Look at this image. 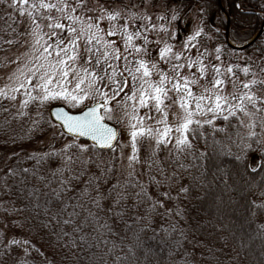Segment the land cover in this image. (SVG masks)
Returning <instances> with one entry per match:
<instances>
[{
    "label": "snow or ice",
    "instance_id": "obj_1",
    "mask_svg": "<svg viewBox=\"0 0 264 264\" xmlns=\"http://www.w3.org/2000/svg\"><path fill=\"white\" fill-rule=\"evenodd\" d=\"M115 2V0H113ZM122 5V11H127L130 8L139 7V5L132 4L131 0L128 3H124L120 0ZM148 6H155L154 0H145ZM19 4V8H17ZM0 5H6L7 8L12 9L13 12L18 11L20 16L25 15V11L29 17H35L39 13L40 20H48L49 23L47 27L51 30L49 33L45 34L48 39L45 40L42 35H40L36 30L40 28V23L33 18L32 23L35 24V29L27 31V34L34 36V43L32 47L39 51V55L35 56L36 61H43L35 67H29L28 72L24 73L21 70V76L17 79L20 81L18 87H12L7 93L0 91V99L7 100L9 102H14L17 97L13 93H17L21 88L24 89V96L26 99L21 101L19 115H23V110L28 108V106L36 101L43 106L45 103L62 100L67 105L75 108L84 104L86 100L91 99L93 103L88 107L87 111H83L81 115H69L62 109L53 113L56 119L61 122L67 133L72 136L73 142L66 144L60 150H53L49 152L42 153L40 155L32 154L27 157L29 160H35L36 166L32 169L22 168L18 171H10L9 176H19V185L22 188L18 190L27 194V197L32 198L33 206L36 208H42L46 216H49L50 221H55L57 224L61 225V236L68 235L67 232L63 231L64 226L71 228L72 233L79 236L80 244H76V241L70 240V244L76 247H81L84 244H88L89 247L94 245L90 242V237L92 240H98L101 237H118L117 239H106L104 240L107 246L106 256L111 258L112 264H146L149 253L151 249L147 247L149 240L155 239L157 235L153 232L152 237H147L145 239V234L151 228V223L149 221V215L155 214L161 217H166L171 214L170 209H166L164 212H159L158 208H165L166 201L173 200L171 196V189L179 185V169L187 170V166L181 162L178 165V170L168 174L166 170L161 167L154 159L149 157L145 163L147 165L146 171L141 173V175L147 176L148 185L142 184L139 180L135 179L133 168V161L139 163L137 159V144L140 142L138 137L142 139H151L153 137V129L151 127H146L143 124V118H137L135 113L137 112V101L139 107L149 108L151 110L152 104L149 101H154V106L157 112H160L164 118L162 121L165 122L167 118V113L163 111L162 105H165V101L171 99L167 93L170 90L166 86V81L172 84V88L179 94L182 88L179 82L180 73L177 71L185 67L181 63H172L173 57L172 46L165 44L163 48L159 50V57L161 60L171 64L170 72L175 73V75H167L161 73L160 80L157 85L153 86L150 81L146 78L150 76V71L148 68V61L140 58L130 61L127 55L123 56L124 60V71H127L131 76L132 87L131 95L124 93L125 88L128 87L127 78L118 79L117 77H122L123 72L119 71L118 65L111 63L112 60L119 61L121 59V54L118 47H113L112 51L108 50L110 45H115V41H105L102 36L98 33H92L90 31L89 36L84 44L83 50L81 51L78 45L79 36L83 34V29L77 35L76 29L69 26L67 43L65 37L61 35L64 30V25L59 21L52 23V17L50 12L55 9L57 12L64 13V15L69 20L76 21V17H73L70 13L65 10L71 7L67 0H58L56 4L46 2V0H0ZM77 6H82L78 4ZM166 6V0H165ZM104 6L101 5L103 10ZM73 12L75 8L71 9ZM261 10L264 11V3L261 4ZM48 13V14H46ZM11 14H9L8 19H11ZM160 19H165L161 16ZM109 20H115L117 17L110 14L108 16ZM173 21L177 20V15L175 10L171 18ZM13 23H16L14 20ZM12 28V25H8ZM94 27L93 24H88L87 28L91 30ZM147 30V26H143ZM59 29L60 31H56ZM13 32H16L17 37H22L25 33L17 32L15 28H12ZM117 29L110 28L107 32L108 36H113L116 34ZM166 31V29H165ZM11 35V33H9ZM123 35L125 39V51L128 47L132 46V41L134 38L139 39L143 36L145 40V46L134 47V51L137 54H143V56H150V49L147 47V36L143 35L142 32L136 31L134 34H130L125 25L123 28ZM201 35V31H196L194 34L187 38L184 45L185 50L191 51L192 48H196L198 56L202 55L199 52V48L194 43ZM43 41V43H41ZM8 44H12L13 40L9 39L6 41ZM39 45V49H37ZM104 49L101 51V49ZM42 49V51H40ZM259 52L264 55V48H259ZM217 56L216 59H220L219 53L220 49H216ZM53 54L55 59H53ZM86 56V59L84 57ZM93 57H95L94 67L90 70L88 67L76 68L75 63L78 59H84V65L93 64ZM154 59V58H153ZM174 59L176 61L181 60L180 55H175ZM188 59V68L193 67V61L191 58ZM31 63V61H29ZM106 64V67L101 70V64ZM135 63L136 68L133 71L129 67L130 64ZM217 76L222 75L219 67L213 66ZM108 68L112 71L109 73ZM152 68L157 69V63L152 62ZM159 70V69H158ZM264 71V70H262ZM83 72V75H81ZM201 75L204 73V67L199 68ZM243 72L245 75L248 74V68H244ZM137 73H140V84L137 86ZM227 73L235 75L233 67L229 66L227 68ZM70 75L77 81L73 88L69 89L67 86L70 82ZM107 79L108 84H103L102 81ZM183 95L180 96V107L184 110L183 122L176 132L179 133V138L176 140L175 150L177 153L176 159H180V154L183 153L184 156H191L193 161H199L201 163H193L192 167L196 168H207L208 161L212 159L209 154H206L208 149H212L216 152L220 147V142L213 140L212 144H208L205 140L206 151L200 152L199 156L195 155L194 146L189 142L188 133L191 132L192 140H199L203 136L204 124H209L214 126V120L217 117H222L224 121L229 122L231 126L230 117H237V113H243V115L253 118L254 113L250 109H254L255 112H260L262 110L261 105H264V100L258 99L252 94L251 88L257 83H264V81H257L253 79L250 82L243 83L242 87L245 90L239 95L233 91L231 96L213 94L214 100L211 96L206 97L205 95L195 96L188 85L190 83H195V79L189 80L187 77L183 78ZM87 83V87H83ZM145 83H148L149 88L152 89L151 92H147L144 88ZM223 81L220 79L215 80V84H222ZM235 85V81H233ZM25 85H28L27 87ZM110 91H102V88H109ZM207 91V89H206ZM137 92H139V97H137ZM124 93V102L131 100L133 101V115L132 119L137 120L136 124H132L131 141H132V156L129 157V168L132 169L125 178L123 182L117 177V182L112 184L111 187L104 190V185L110 180L112 174L116 171L113 161L116 157L113 155L107 161V166H105L102 161V153H97L95 150L99 149H111L112 152L116 151V147L113 141L117 139L116 132L113 128L109 127L104 123L106 119H112V109L109 107L111 100H115L117 97ZM208 103H205V100ZM175 102V101H174ZM195 102V109L190 110L189 105ZM0 107H3L0 105ZM4 111H8L7 107H3ZM211 113V117L202 121L197 117L206 116ZM148 115L147 113L145 114ZM151 119V117H148ZM238 118V117H237ZM242 123V122H241ZM34 125H39L40 121L34 120ZM195 125L196 127H192ZM247 127L251 130L255 127V123H249ZM214 131H223V129H215ZM264 131V127L261 129ZM172 131L167 125L164 127L163 131L160 132L156 130V144L157 146L163 145L167 147L166 137ZM199 132V135H197ZM239 137V133L237 132ZM257 136V133L250 131L248 139L251 140L252 137ZM79 137L89 138L93 144L88 146L86 143H75V140ZM231 139V137H229ZM241 142L243 138H240ZM260 140L256 139L254 143L256 145L260 144ZM233 143H236L233 141ZM252 144H244L241 148V152L246 151L251 148ZM122 150V149H121ZM259 150V149H257ZM171 155V153H170ZM264 155V153H262ZM243 156L237 154L235 156L236 161H241ZM53 161H59L58 167L45 168L44 165L50 164ZM95 165L97 169L100 170V174L97 175L95 172L89 174V166ZM156 165L154 168L153 165ZM223 171V169H219ZM264 170V168H262ZM43 173V174H42ZM155 173V174H154ZM204 173L201 172V176ZM87 179L84 180V177ZM159 176V179H157ZM35 180V184L32 180ZM199 179V177H197ZM83 183V187L79 185ZM154 186L158 189L155 197L151 196L148 192V187ZM168 188L169 191H159V189ZM189 188L187 186H180L178 188L179 193L187 194ZM8 192L7 186H5V193ZM260 196L264 197V187L260 188ZM161 197L164 199L161 200ZM131 199L133 202L129 204L128 201ZM107 202V203H106ZM150 202V207L145 209V215H137L141 206L147 205ZM257 209L264 210V204H254L252 205V213L256 214ZM181 213L177 210L176 215ZM128 217L126 220L125 217ZM115 218V219H113ZM112 221L110 223L109 221ZM129 220L131 223H129ZM122 222L125 225L124 235H120L113 227V224ZM48 225L45 224V227ZM175 225L172 226V231L174 232ZM95 234V235H93ZM183 236V231L180 233ZM169 233L165 230L164 239L167 240ZM130 241V242H128ZM10 243H19L18 241H10ZM179 243V241H177ZM27 244V241H25ZM117 252L123 253L122 255L116 254ZM143 252V259L138 254ZM25 255H27V250H25ZM73 255L75 253L73 252ZM172 252H168V256H171ZM100 264H107L104 258H101ZM187 264V262H186Z\"/></svg>",
    "mask_w": 264,
    "mask_h": 264
},
{
    "label": "trees",
    "instance_id": "obj_2",
    "mask_svg": "<svg viewBox=\"0 0 264 264\" xmlns=\"http://www.w3.org/2000/svg\"><path fill=\"white\" fill-rule=\"evenodd\" d=\"M221 1L229 16L228 36L231 41L237 44L246 42L261 29L264 21L261 4L264 0ZM166 3L171 4L175 9L176 22L190 15L186 20L187 28L191 27L194 21L195 17L192 16H197V31H201V35L197 37L196 43L204 48V59L208 61L209 69L215 71L213 66L218 67L219 63H222L226 68L232 66L233 70H236L234 76H243V69L248 68V74L252 79L244 80L245 82L253 79L262 81L264 55L258 49L264 48V28L250 46L234 49L225 41L227 24L217 0H166ZM7 17V10L0 5V59L10 47L18 46L22 40V37H17L16 32L11 29L15 28L20 33L23 30L17 29V24L14 26ZM14 20L16 21L15 18ZM10 24L12 28L8 27ZM9 39L13 40L12 44L6 42ZM218 48L220 59L210 58L211 53H214V56L215 53L217 54ZM239 56L245 57L241 64L237 63ZM258 72L261 73L257 77L254 76V73ZM251 92L262 100L263 83L254 85ZM0 105L8 109L4 111L3 107H0V264H100L101 258H104L107 264H112L111 258L106 256L107 246L104 240H118V237L104 236L98 240H92L90 237V242L94 245L92 247L87 243L81 247L70 244V240L73 239L76 244H80L79 236L73 234L68 226L63 227V231L68 235L61 236V225L49 220L51 213L46 216L42 208L33 206L31 197L18 190L22 188L19 185V176H9L10 171L32 169L36 166L35 160L27 159L29 155L58 151L64 144L73 142V139L63 134L50 120L49 108L33 116L28 108L26 113L19 115L7 100L0 99ZM237 117H230L231 126L222 117L214 120V126L205 123L200 130L203 136L199 140H192L191 132L187 134L189 142L194 146L196 156L206 151L205 140L208 144H212L213 140L220 142L216 152L212 149L206 151V154L212 157L207 162L206 169L192 167L193 163L201 162H194L191 156L186 157L183 153L177 160L175 147L160 145L148 149L143 143L144 140L137 146L139 163L133 161L132 164L135 169L134 177L142 184L148 185L147 176L141 173L146 171L145 161L149 157L168 174L177 171L181 162L187 166V170L179 169V185L171 189V196L174 199L166 201L165 208H158L159 212L170 209L171 214L166 217L151 214L148 217L151 228L145 234V239L152 237L153 232L157 235L147 243L151 252L146 264H186V262L187 264H264V210L257 209L255 215L252 213L253 203L264 204V197L259 194L260 188L264 187V170H262L264 148L256 126L254 132L257 136L249 140L248 135L242 132L241 122ZM34 120L40 121V124L34 125ZM28 126L33 127V130L34 127L37 128L34 131H40L44 135L34 136L28 133L29 131H26ZM213 127L223 131H214ZM42 130L45 132L43 133ZM240 138H243L242 142ZM256 139L261 141L259 145L254 143ZM75 143H86L91 146L78 139ZM244 144H252V147L241 152ZM117 150V148L115 152L95 150L103 154L102 161L105 166L111 156L116 157L113 161L116 171L104 185L105 191L117 182V177L123 182L132 171L131 168L126 169L122 166V159ZM237 154L243 156L241 161L235 160ZM254 159H256L255 164ZM58 165L59 161H53L44 167L54 169ZM153 167L155 168L156 165L154 164ZM91 172L100 174V170L94 164L89 166V174ZM201 172L204 173L203 176ZM86 179L87 176L84 177V180ZM32 183L35 184L34 179ZM5 186L8 188L7 193ZM180 186L189 188L187 194L178 192ZM79 187H83V183ZM157 191L154 186L148 187V192L153 197L156 196ZM159 191L167 192L169 189L162 188ZM163 199L161 197V200ZM132 202L129 199L128 203L132 204ZM147 207H150V202L141 206L136 214L145 215ZM233 209L235 211H232ZM177 210L181 213L179 216L176 215ZM125 219L127 220L128 217L126 216ZM109 222L112 223L111 220ZM45 224L48 226L45 227ZM173 225L176 229L174 232ZM113 227L120 235L125 234V225L122 222L113 224ZM165 230L169 233L167 240L164 239ZM181 231L183 236L180 235ZM13 240L19 243H10ZM169 251L172 252L171 256H168ZM138 254L143 259V252Z\"/></svg>",
    "mask_w": 264,
    "mask_h": 264
},
{
    "label": "rangeland",
    "instance_id": "obj_3",
    "mask_svg": "<svg viewBox=\"0 0 264 264\" xmlns=\"http://www.w3.org/2000/svg\"><path fill=\"white\" fill-rule=\"evenodd\" d=\"M10 3L11 0H8ZM32 0H29V3H31ZM39 0H37V3ZM46 2H49V0H46ZM51 3L56 4L58 0H50ZM124 3H128L129 1L123 0ZM67 3L71 6L67 8L65 11L70 13L73 17H76V21L67 19V17L64 15V13L57 12L55 9H53L50 12V15L52 17V23H55L59 21L62 25H64V30L61 33L62 36L65 37V41L67 43L68 39V27H74L77 31V35L81 32V29H83V34L79 36L78 39V45L83 50L84 44L89 36L90 31L92 33H98L100 36L104 38L105 41L111 42L115 41V45H110L108 50L111 52L113 47H118L119 52L121 54V59L119 61L112 60L111 63L114 65H118L119 71L123 72L122 77H117L118 79L127 78L128 80V87L125 88L124 93H128L131 95V87H132V80L131 76L127 71H124V60L123 56L127 55L128 59L130 61H134L135 59L143 58L148 61V68L150 71V76L146 78L147 81H150L153 86L157 85L160 80L161 73L167 74V75H175V73L170 72L171 64L165 62L164 60H161L159 57V50L165 46V44L172 46V63H181L184 64L185 67L178 69L180 73L179 82L182 85L181 91L178 94L175 89L172 88V84L175 83V81H172L171 83L166 81V86L170 89L167 93V95L171 98L169 100L165 101V105H162L163 111L167 113V118L165 122H159L162 121L164 118L162 117L160 112H157L154 106V101H149L150 104L153 106L151 107V110L149 108L145 107H139L138 101H137V112L135 113L137 118H143V124L146 127H151L153 129V137L151 139H140L138 137V140L140 142L137 144V146L144 140V144L148 149H151L153 147H156V130H159L160 132L163 131L164 127L167 125L172 129V131L168 134V137H166L167 141V147L172 148L176 144L177 138H179V133L176 132V128L180 126V124L183 122L184 117V110L180 107V96L183 95L184 89V77H187L189 80L195 79V83H190L188 85V88H190L195 96L199 95H205L206 97L211 96V99L214 100V93L220 94V95H228L231 96L233 91L236 92L237 95H239L241 92H244L245 89H243L242 85L245 83L244 80L252 79L249 74L243 75V76H234L232 74L227 73V68L222 64L219 63V68L221 70L222 75L217 76L216 72L209 69L208 67V61L204 59V48L194 42L197 45V48H199V52L202 54L198 56L196 48H192L191 51L185 50L184 45L187 41V38L192 35L193 32L197 31V16L194 15L192 17L194 21H192L191 27L187 28L186 35L182 37H178L176 29L177 24L176 21H173L172 15L173 11L175 10L171 4H167L165 6V2L162 0H154L155 6H148L145 3V0H133L131 3L139 5V7L130 8L127 11H122V5L120 3V0H79V4L82 6H77L78 0H67ZM101 5L104 6L103 10L101 9ZM17 8H19V4H17ZM75 8L76 10L73 12L71 9ZM3 9L7 10L8 16L11 14V19H8L9 22L13 24L14 18L16 19L17 29L21 28L23 31L22 33H25V35L22 36V40L19 43L18 46H12L8 49L7 53H5L1 59H0V91H3L7 93L12 87H18L19 80L17 77H20V80L23 79L21 76V70H23L24 73L28 72L29 67H35L39 63H42L43 61H36L35 56L39 55V51L34 49L32 47V43H34V36L27 34V31H30L32 29H35V24L32 23L33 18H35L40 23V28L36 31L44 37L45 40L48 39V36L45 35L49 33L51 30L47 27L49 21L48 20H40L39 19V13L35 15V17H29L27 14V11H25L24 16H20L19 12H13L12 9L7 8L6 5H3ZM194 14V11H192ZM48 14V13H46ZM112 14L117 17L115 20H109L108 16ZM224 14V13H223ZM165 17V19H160L159 17ZM188 16L184 19L182 23H184ZM225 17V15H224ZM8 18V17H7ZM93 24L94 27L89 30L87 28L88 24ZM127 26V30L130 34H134L136 31H140L143 33V35L147 36V47L150 49V56H143V54H137L134 51V47H143L145 46V40L143 36L139 39L134 38L132 41V46L128 47L127 51H125V39L123 35V28L124 26ZM143 26H147V30ZM110 28L117 29L116 34L113 36H108L107 32ZM166 29V31H165ZM12 31V29H11ZM56 31H60L57 29ZM210 40V39H209ZM211 42V41H210ZM43 43V41H41ZM230 43L235 46H242L243 43L237 44L230 40ZM213 47H211L212 50ZM37 49H39V45H37ZM104 49L102 48L101 51ZM42 51V49L40 50ZM210 52V51H208ZM207 52V54H208ZM180 55L181 60L176 61L174 59L175 55ZM209 55V54H208ZM206 56V55H205ZM211 57L216 58L217 54L211 53ZM191 58V61H193V67L190 69L187 67L188 59ZM154 58V59H153ZM53 59H55V56L53 54ZM86 59V56L84 57ZM84 59H78L75 63L76 68H82V67H88L90 70L94 67L95 57H93V64L91 65H84ZM245 60L244 56L237 57V63L243 62ZM31 61V63H29ZM152 62L157 63V69L152 68ZM106 67V64H101V70H103ZM133 71L136 68V64L132 63L129 65ZM164 67V68H163ZM204 67V73L201 75L199 72V68ZM159 69V70H158ZM165 69V70H163ZM264 70V68H263ZM112 71L111 68H108V72L110 73ZM234 73L236 70H233ZM195 73V74H194ZM261 73H254V76L257 77V75ZM264 75V71H262ZM81 75H83V72H81ZM140 73H137L138 79H137V86L139 87L140 84ZM220 79L223 81L222 84H215V80ZM264 81V76L261 79ZM233 81H235V85L233 84ZM77 81L74 77L70 75V82L68 83L69 89L73 88L75 83ZM103 84H108L107 79L102 81ZM264 85V83H263ZM26 87L28 85H25ZM83 87H87V83ZM144 88L147 92H151L152 89L149 88L148 83H145ZM207 89V91H206ZM102 91H110L109 88H102ZM124 93H121L119 97H117L115 100H111L109 103V107L112 109V119H106L110 123L114 124L119 132L118 142L116 144L117 153L120 155L122 159V166L128 169L129 167V157L132 156L133 149H132V141H131V131H132V124H136L137 120L132 119L133 115V101L129 100L126 103L124 102ZM16 95L17 99L14 102H10L12 104V107L14 111H16L19 114L20 111V105L21 101L23 99H26L24 96V89L21 88L19 92L13 93ZM137 97H139V92H137ZM262 100H264V92L262 93ZM175 101V102H174ZM9 102V101H8ZM209 101L206 99L205 103H208ZM93 103L91 99L86 100L83 105L78 107H71L70 105H67L62 100H54L48 103H45L43 106L39 104V101L33 102L28 106V110H30L31 114L37 115L44 111L45 108H48L51 105H64L69 111L71 112H78L81 109H83L85 106H89ZM262 106V110L260 112H255L254 109H250L254 113V121L253 118H250L248 116L243 115V113L238 114V118L241 123L242 132L245 135H249L250 131L254 132V128L251 130L247 127L249 123H255L256 131L260 135V139L263 144L264 148V131H262V127H264V105ZM190 110L195 109V102L189 105ZM26 109L23 110L24 113ZM148 114L147 116L145 114ZM151 117L149 119L148 117ZM211 117V113H208L206 116H200L197 117L198 119H201L202 121L208 119ZM194 125H192L193 127ZM37 129L34 127V130ZM33 127H27L26 131H29L28 133L36 136V135H44L41 134L40 131H34ZM55 130V129H54ZM43 133L45 132L42 130ZM50 131V130H48ZM67 141V140H66ZM64 141V142H66ZM65 144L63 145V147ZM122 149V150H121ZM253 163H256V159L253 160ZM232 211H235L234 209Z\"/></svg>",
    "mask_w": 264,
    "mask_h": 264
},
{
    "label": "water",
    "instance_id": "obj_4",
    "mask_svg": "<svg viewBox=\"0 0 264 264\" xmlns=\"http://www.w3.org/2000/svg\"><path fill=\"white\" fill-rule=\"evenodd\" d=\"M218 1L220 2V0H218ZM221 8H222V6H221ZM226 21H227V30H228V25H229L228 16H226ZM263 28H264V22L262 23V27L258 31V33L254 37H252L250 40H248L247 42H245L242 46H235V45L229 43V40H228L229 38H228V35L226 33V43L228 44V46H230L231 48H234V49H243V48H246V47L250 46L256 40V38L261 34ZM89 106H91V105H89ZM89 106L84 107L82 110H80L78 112H69L67 110V108L64 107L63 105H53V106H51L49 108L48 114H49V117H50L51 121L54 124H57L60 127V129H61V131H62L63 134H65L68 137H72L70 134L67 133V130L63 128V126L61 125V122L56 119V117H55V115H53V113H55V112H57V111H59V110L62 109L63 111L67 112L69 115H81L83 111H87L88 110V107ZM104 123H106L107 126L113 128L114 131L116 132L117 139L115 141H113V144L116 145L117 144V141H118V137H119L117 128L113 124H111L109 122L104 121ZM77 139H79L81 141H85V142H87V143H89L91 145L93 144V142L89 138H87V137H79ZM97 150H100V151H109L111 149H99V148H97Z\"/></svg>",
    "mask_w": 264,
    "mask_h": 264
},
{
    "label": "flooded vegetation",
    "instance_id": "obj_5",
    "mask_svg": "<svg viewBox=\"0 0 264 264\" xmlns=\"http://www.w3.org/2000/svg\"><path fill=\"white\" fill-rule=\"evenodd\" d=\"M184 20H180L179 22H176L177 27L176 29H178L177 34L178 37H182L184 35H186V30H187V22L185 21L184 23H182Z\"/></svg>",
    "mask_w": 264,
    "mask_h": 264
}]
</instances>
